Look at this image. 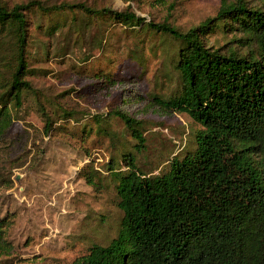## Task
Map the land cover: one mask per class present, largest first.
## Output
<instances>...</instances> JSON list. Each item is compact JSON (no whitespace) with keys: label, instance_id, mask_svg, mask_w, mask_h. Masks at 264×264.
Returning <instances> with one entry per match:
<instances>
[{"label":"trees","instance_id":"1","mask_svg":"<svg viewBox=\"0 0 264 264\" xmlns=\"http://www.w3.org/2000/svg\"><path fill=\"white\" fill-rule=\"evenodd\" d=\"M94 28L97 35L87 42L92 51L103 49L111 28L138 38L140 48L128 57L141 73L144 47L161 57L159 91H148L146 99L165 112L186 114L199 128L162 169L146 170V122L125 109L138 94L109 70L87 71L94 91L120 88V106L106 117L122 129L114 130L105 116L81 127V140L107 137L116 154L101 167L90 160L79 176L96 192L110 191L119 216L92 218L101 240L71 235L72 245L85 243L71 264H264V0H221L213 16L187 28L168 16L146 20L129 5L118 10L82 1L0 0V141L34 90L30 54L63 57L70 43L82 46ZM216 34L224 43L210 42ZM40 110L48 132L52 119ZM10 216L0 218L2 264L13 253Z\"/></svg>","mask_w":264,"mask_h":264},{"label":"rangeland","instance_id":"2","mask_svg":"<svg viewBox=\"0 0 264 264\" xmlns=\"http://www.w3.org/2000/svg\"><path fill=\"white\" fill-rule=\"evenodd\" d=\"M46 1H82L118 10L129 5L146 20L161 22L168 16L173 24L187 28L213 16L221 0H167L162 5L156 0ZM96 35L94 28L82 46L70 43L71 53L63 57L30 54L33 73L28 78L34 90L24 99L7 137L0 141V218L12 215L7 239L13 244V253L4 258L8 264H71L85 247L84 239L72 245L71 235L101 240L103 232L95 231L92 218L99 214L111 219L119 216L111 192H96L79 176L80 168L90 160L101 167L116 154L107 137L101 139L91 134L81 140V127L93 126V116H105L104 120L114 130L122 129L121 122L106 117L120 106L123 97L120 88L94 91L87 74L90 68L109 70L125 78V86L134 88L138 94L129 98L125 109L146 122L149 145L146 170L156 173L162 169L169 157L189 145L190 133L199 128L186 114L165 112L146 99L148 91H159V76L164 73L161 57L144 47L141 56L147 65L141 73L142 67L128 57L130 51L140 48L138 38H127L120 29L111 28L103 49L92 51L87 42ZM36 37L44 40L41 34ZM62 42L60 36L58 44ZM210 42L224 43L218 34ZM91 53L93 57L82 62ZM135 76L136 82L131 84ZM40 105L52 119L48 132L44 129ZM65 112L72 117L65 119Z\"/></svg>","mask_w":264,"mask_h":264}]
</instances>
